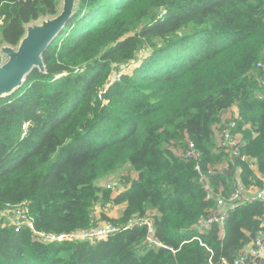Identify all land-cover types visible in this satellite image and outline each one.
<instances>
[{"label":"trees","instance_id":"trees-1","mask_svg":"<svg viewBox=\"0 0 264 264\" xmlns=\"http://www.w3.org/2000/svg\"><path fill=\"white\" fill-rule=\"evenodd\" d=\"M61 2L0 0V48L16 46L27 24L56 15ZM143 49L136 67L109 81ZM263 54L264 0H76L42 53L44 71L34 67L0 97V211L25 202L47 233L98 220L121 229L97 242H44L29 228L0 227V264H232L240 256L228 249L262 230L264 203L229 211L223 235L196 224L214 207L209 189L233 188L225 171L238 170L245 188L264 187ZM232 105L237 156L215 134ZM188 141L195 159L179 154ZM124 166L137 176L112 196L98 181ZM106 203L124 205L120 216L109 217ZM147 215L163 247H148L143 227L124 228Z\"/></svg>","mask_w":264,"mask_h":264},{"label":"built area","instance_id":"built-area-1","mask_svg":"<svg viewBox=\"0 0 264 264\" xmlns=\"http://www.w3.org/2000/svg\"><path fill=\"white\" fill-rule=\"evenodd\" d=\"M165 13L163 11L160 16ZM146 55V54H145ZM142 57L133 60L140 61ZM121 64L120 68H115L114 75L110 76L109 81H120L122 76L126 73H129L134 67L131 64ZM127 67V70L125 69ZM256 68L263 69L264 68V54L261 59L256 63ZM260 85L264 86V80H260ZM259 97H261L259 95ZM99 98H101V93H99ZM224 114V113H223ZM223 114L220 118V122L215 125V134H216V144L218 147L225 148L227 151H231L234 156L238 155V148L236 146L241 143V141L236 137L234 129L238 124V114L230 116L226 121L221 122ZM23 126V125H22ZM23 129V128H22ZM25 128L22 132V137L25 135ZM179 154L187 159H195L198 155V151L193 141H188L187 145L184 149L179 150ZM241 159L244 160L245 156H241ZM196 169L200 172L199 166H196ZM201 178L204 175L200 172ZM106 189L110 190L112 193H120L125 189L123 186L111 185L110 183H104ZM207 199L214 200V207L211 211L201 216L198 220L196 227L199 231H202L213 224H217L223 230V226L225 224L227 213L238 206L249 203V202H262L264 203V187L260 188H245L237 182L234 187L227 194H222V192L215 193L212 189L208 190L206 195ZM17 211L16 220L13 221V226L15 230L18 231L22 227L29 228L32 232V235L36 240L44 241V242H63V241H91L97 242L99 240L105 239L108 236H111L117 233L121 226L112 223V222H100L95 223L91 227L81 228L77 230H73L67 233L55 234V233H47L43 231L36 230L34 227V223L29 217V212L27 208V204L25 202L20 203L16 206L6 208L1 211ZM95 211L92 212V219L95 220L94 217ZM133 225L143 227L147 230V234L145 236V242L148 247H163L164 245L154 236V226L153 219L150 215L143 217H134L130 220V222L124 227L129 228ZM249 256L255 259L264 258V236L257 237L251 242V246L249 248ZM246 256L240 255L237 259L234 260L232 264H242L245 261ZM227 260L222 258L221 264H227ZM250 264H257L255 261H252Z\"/></svg>","mask_w":264,"mask_h":264},{"label":"water","instance_id":"water-1","mask_svg":"<svg viewBox=\"0 0 264 264\" xmlns=\"http://www.w3.org/2000/svg\"><path fill=\"white\" fill-rule=\"evenodd\" d=\"M61 3L62 8L56 15L44 20L41 25L26 27L24 36L16 46H1L0 97L8 95L20 87L25 76L34 67L44 71L42 53L72 16L76 0H62ZM2 56H4L5 61H3ZM249 236L251 240H254L256 234L251 233ZM235 252L233 247L228 250L230 256H233ZM246 256L248 262L258 260L249 254Z\"/></svg>","mask_w":264,"mask_h":264},{"label":"rangeland","instance_id":"rangeland-1","mask_svg":"<svg viewBox=\"0 0 264 264\" xmlns=\"http://www.w3.org/2000/svg\"><path fill=\"white\" fill-rule=\"evenodd\" d=\"M61 8H62V3L59 5L58 11H60ZM51 17H53V16H46V17H43L41 19L32 21L29 24H27L26 27H33L35 25L36 26L41 25L44 20L49 19ZM147 52H148V49H143L142 51H140V55L138 56V58L143 57L145 54H147ZM0 55H1V50H0ZM2 59H3V61H5L4 56H2ZM138 64H139V61L136 60L135 62L133 61V63L131 65L136 67ZM134 67H132V68H134ZM125 69L127 70V67ZM29 124H30L29 122H25L23 124L22 128L23 129L25 128V130L27 131ZM23 129H22V132H23ZM131 171L132 170L128 166H124V167H122L116 171L111 172L105 178L99 180L98 184L102 185V183H103V185H104V182H105V184L110 183L111 185L123 186L124 183L128 182L127 178L128 177L130 178ZM100 182H102V183H100ZM110 193L113 196L112 192H110ZM99 202H101V201H99ZM109 205L110 204H108V203L105 204V211L107 213H109L110 215L119 217L121 212H122V205H112V206H109ZM97 207H98V205L95 206L94 209L96 210ZM107 208H108V211H107ZM16 215H17V211H11L10 209L8 211H0V227H8V226L12 227L13 221L16 220ZM94 217L97 218V215L96 216L94 215ZM100 222L101 221H99V220L97 221V223H100Z\"/></svg>","mask_w":264,"mask_h":264},{"label":"crops","instance_id":"crops-1","mask_svg":"<svg viewBox=\"0 0 264 264\" xmlns=\"http://www.w3.org/2000/svg\"><path fill=\"white\" fill-rule=\"evenodd\" d=\"M235 114H238V109H237V107H236V105H232V106H230L225 112H224V114H223V117H222V119H221V122H224V121H226L230 116H232V115H235ZM235 135H236V137L242 142V135H241V133L240 132H237L236 131V133H235ZM225 172H228L229 173V175H232V177H233V182L234 183H232V185H233V187H234V185L237 183V182H240V179H239V177H238V170H233L232 169V171L231 172H229V171H225ZM136 172H134V171H131V173H130V178L131 179H135L136 178ZM260 177V179H262L263 181H264V177H262V176H259ZM100 183H102V182H100ZM105 183V182H104ZM129 182H127V183H124V187L126 186V185H129L128 184ZM102 185H103V183H102ZM101 185V186H102ZM256 187H254L253 189H255ZM232 189V186H230V188H229V190L228 191H226V194L227 193H229L230 192V190ZM113 194V196L114 195H117L118 193H112ZM109 204V203H108ZM113 204H110L109 206H112ZM124 208V205H122V209ZM98 211H99V207H97V209L95 210V216L97 215V217H98ZM107 211H108V208H107ZM106 214L109 216V217H112V218H116L117 216H113V215H110L109 213H107L106 212ZM228 214V213H227ZM261 227H262V230H260L257 234H256V237L255 238H257V237H263L264 236V218H262V222H261ZM251 234V232L249 233L248 232V236ZM220 235H223V230L221 229V234ZM249 238H250V236H249ZM251 242H252V240L250 239V241L249 242H247V243H245L244 244V246L242 247V248H240V249H235L234 247V249H235V254H233V256L234 257H237V256H240V255H244V256H246V255H248V253H249V248H250V246H251ZM230 249V248H229ZM228 249V250H229ZM246 259H247V256H246V258H245V261L242 263V264H250L252 261H246ZM256 263L257 264H264V258H261V259H258L257 261H256ZM227 264H229V263H227Z\"/></svg>","mask_w":264,"mask_h":264},{"label":"bare ground","instance_id":"bare-ground-1","mask_svg":"<svg viewBox=\"0 0 264 264\" xmlns=\"http://www.w3.org/2000/svg\"><path fill=\"white\" fill-rule=\"evenodd\" d=\"M139 63H140V61H139Z\"/></svg>","mask_w":264,"mask_h":264}]
</instances>
